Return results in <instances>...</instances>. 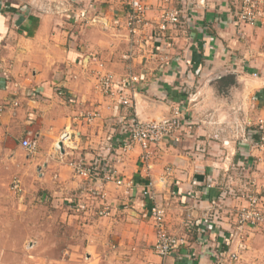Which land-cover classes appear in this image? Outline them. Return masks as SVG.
Wrapping results in <instances>:
<instances>
[{
  "label": "crops",
  "instance_id": "0c3cea01",
  "mask_svg": "<svg viewBox=\"0 0 264 264\" xmlns=\"http://www.w3.org/2000/svg\"><path fill=\"white\" fill-rule=\"evenodd\" d=\"M129 1L58 0L53 6L43 0H0V103L5 106L0 178L36 165L44 177L66 185L63 195L88 199L94 186L70 163L101 159L104 171L115 167L126 181L105 183L104 200L117 232L139 240L137 252L152 247L147 252L157 264H264V226H248L238 234L230 207L246 201L239 193L242 174L250 171L251 182H262L256 174L264 147L245 142L238 129L246 127L251 136V125L264 119V23L240 22L239 0H190L186 5L185 0H141L150 6V23L156 24L167 5L183 12L176 28L157 33L148 26L132 43L125 25ZM60 4L70 11L58 14ZM93 17L101 23L90 22ZM83 19L88 21L78 24ZM106 71L116 75L132 106L101 91L99 78ZM130 73L138 80L131 82ZM228 77L234 82H225ZM176 111L185 126L151 146L149 170L138 144L122 150L130 141L121 130L123 121L134 114L157 120ZM89 113L97 116L88 121L83 115ZM228 133H235L234 140ZM30 137L39 142L36 155L21 152L26 151L23 140ZM130 181L133 187H127ZM150 181L167 206L168 230L192 233L187 244L165 259L154 251L152 204L142 193ZM232 183L237 194L219 208L217 219H205L211 201ZM93 198L99 213L103 204ZM222 250L237 252L238 261L219 259Z\"/></svg>",
  "mask_w": 264,
  "mask_h": 264
},
{
  "label": "rangeland",
  "instance_id": "374dc122",
  "mask_svg": "<svg viewBox=\"0 0 264 264\" xmlns=\"http://www.w3.org/2000/svg\"><path fill=\"white\" fill-rule=\"evenodd\" d=\"M43 1L53 4V6L59 4L58 0ZM60 6L62 9L58 7V14H63L66 10V13L70 11V9L68 11L65 4H60ZM55 14H57V11ZM89 20L93 23H101L94 17L89 18ZM82 21L78 24H84L88 20L83 19ZM109 25L105 24L104 27H109ZM114 25L123 28V23L119 25L115 23ZM73 29L72 32L76 33L75 28ZM257 124L251 125L253 130L257 127ZM236 126L240 128L239 125ZM238 131H242L241 138L248 132V130L246 132V127H242ZM253 134L255 133L253 132ZM227 135H230L234 140L235 133H228ZM15 144V146H18L20 143L18 141ZM21 152L24 155L29 153L23 149ZM34 154L36 155V153ZM30 155H33V153ZM254 158L257 159L258 163L259 158L255 156ZM261 161L263 163L258 166L259 171L256 175L262 180L261 184H263L264 177L261 176L264 175V168L261 167L264 166V160ZM242 163L240 161V164ZM242 176L238 180L241 195L246 188H253L254 192L264 190V184L258 186L255 184L256 182H251L252 173L250 171L245 172ZM259 179L258 182L260 183ZM15 180L20 182L16 183ZM65 187L66 185L59 178L49 179L47 176L44 177L41 168H36V165L29 166L24 173L12 171L0 178V264L158 263L147 252L152 247L137 252L135 245L139 240L135 235L128 233L124 236L120 235L122 231L117 232V222L114 219L112 220L114 216H104L98 213L96 200L93 197L87 199L79 195H63L64 192L62 191ZM230 187L236 188L234 184ZM88 196H91L90 193ZM230 196L232 197V195H229L222 199L220 201L222 204L218 203V210L228 202ZM66 198H70V200ZM82 202H84V205H82ZM247 205L249 206L248 202L245 201L241 205H230V207L235 212L234 216H236L237 210L244 209ZM230 214H232V210H229ZM126 229L128 230V227ZM244 232L247 231L243 230L238 234ZM187 233L190 237L192 236L191 232ZM238 259L233 262L235 263Z\"/></svg>",
  "mask_w": 264,
  "mask_h": 264
},
{
  "label": "built area",
  "instance_id": "2783aa9c",
  "mask_svg": "<svg viewBox=\"0 0 264 264\" xmlns=\"http://www.w3.org/2000/svg\"><path fill=\"white\" fill-rule=\"evenodd\" d=\"M168 3H172L174 0H166ZM190 0H185L188 4ZM240 7L237 12L238 20L242 23H247L250 25L258 26L264 23V0H239ZM150 9L148 3L141 0H130L129 1V11L127 16L126 28L129 32L130 40L133 43L136 35L140 34L145 30L146 27L152 26L153 29H157V33L166 32L172 28H176L180 24L181 13L183 10H179L174 5H167L162 9L160 16L155 23H150L147 18V12ZM133 54V47H131L128 57L125 58L131 60ZM257 75V73H254ZM129 80L135 82L138 77L132 73L129 74ZM119 80L113 72L106 71L99 78V88L101 91L108 95H116L120 102L126 106H132V102L128 99L119 89ZM5 106L0 103V115L4 112ZM86 120L91 121L93 116L97 114H84ZM185 120L182 113L176 111L170 116H164L157 120H143L138 117L137 114L129 117L126 121L122 122L121 130L129 136L130 141L126 142L122 146L123 151H129L133 148L134 144H138L141 148V159L146 165L147 170L150 169V158H151V146L161 142L164 138L178 134L180 130L185 126ZM255 134L250 135L245 134V140H253L256 145L264 146V119H261L254 131ZM257 137L253 139V136ZM67 133H64L62 139H65ZM26 150L31 153H35L38 147V140L36 138L24 139L22 142ZM56 149L59 151L61 145L57 144ZM71 166L77 175L83 177V179L88 180L94 188H90V195L97 198L102 202L103 208L100 209L99 214L104 216H109L111 213L110 206L104 200L106 197L105 191H103V186L105 183L114 181L117 185H123L126 183L124 178H119L117 176V169L115 167L107 168L105 171L102 169V160L93 159L91 161H86L85 159L72 160ZM170 168L166 170V175L170 173ZM164 180V177L161 178ZM16 183H19V180ZM18 186V184H16ZM127 187H133V183L130 181L127 183ZM153 182L150 181L143 188L142 193L144 197H148L151 201V217L153 220V225L155 229L156 239L154 242V251L161 258L165 259L170 256L174 251L179 249L182 245L187 244L190 235L187 233L185 235H177L168 230L167 227V206L161 203L157 198V194L153 189ZM245 200L248 202L244 209L237 210L236 214V229L240 232L245 230L248 226H259L264 224V190L260 192H254L253 188H246L242 192ZM237 194V191L233 187H228L223 190L220 196L211 201V210L206 214L205 219H217L219 217L218 206L222 199L229 195ZM262 201V202H261ZM263 203V205H262ZM261 205V206H260ZM221 208V207H220ZM235 214V212H234ZM228 254V255H226ZM217 256L219 259H227L231 262L237 260L238 254L236 252H226L224 250L217 251Z\"/></svg>",
  "mask_w": 264,
  "mask_h": 264
},
{
  "label": "trees",
  "instance_id": "16d2710c",
  "mask_svg": "<svg viewBox=\"0 0 264 264\" xmlns=\"http://www.w3.org/2000/svg\"><path fill=\"white\" fill-rule=\"evenodd\" d=\"M225 82H234V79H231V78L228 77V78L225 80ZM251 137H252V135H251ZM255 137H257V136L254 135V138H255Z\"/></svg>",
  "mask_w": 264,
  "mask_h": 264
},
{
  "label": "water",
  "instance_id": "95a60500",
  "mask_svg": "<svg viewBox=\"0 0 264 264\" xmlns=\"http://www.w3.org/2000/svg\"><path fill=\"white\" fill-rule=\"evenodd\" d=\"M60 145H62L61 142H60Z\"/></svg>",
  "mask_w": 264,
  "mask_h": 264
}]
</instances>
